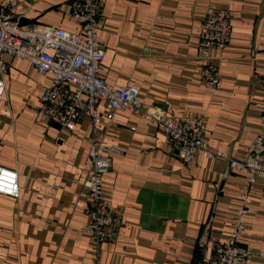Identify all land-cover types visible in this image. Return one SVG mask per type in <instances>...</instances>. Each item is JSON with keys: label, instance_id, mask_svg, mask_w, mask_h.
Returning a JSON list of instances; mask_svg holds the SVG:
<instances>
[{"label": "crops", "instance_id": "obj_1", "mask_svg": "<svg viewBox=\"0 0 264 264\" xmlns=\"http://www.w3.org/2000/svg\"><path fill=\"white\" fill-rule=\"evenodd\" d=\"M5 0H0V4ZM30 24L78 33L70 18L79 0H16ZM108 83L135 86L144 108L200 115L212 151L241 160L259 132L264 77V0H99ZM228 8L232 41L215 59L197 51L207 9ZM34 12L25 14V10ZM24 25V26H26ZM217 65L218 89L201 80ZM0 96V167L18 174L19 198L0 195V264H208L211 239L230 233L244 174L226 159L197 154L186 168L155 123L124 110L100 124L111 154L106 197L121 215L119 233L95 252L81 232L89 205L83 185L92 128L80 111L71 131L39 115V75L27 61L7 58ZM245 207L244 238L264 264V180L256 179Z\"/></svg>", "mask_w": 264, "mask_h": 264}, {"label": "built area", "instance_id": "obj_2", "mask_svg": "<svg viewBox=\"0 0 264 264\" xmlns=\"http://www.w3.org/2000/svg\"><path fill=\"white\" fill-rule=\"evenodd\" d=\"M16 0L0 4V96L5 93L3 75L7 58L27 61L41 76L49 79L41 85L37 115L71 131L78 122L79 112L89 118L91 136L88 145L83 185L86 188V223L81 232L95 252L111 235L119 233L122 220L106 197L103 176L109 171L111 154L123 155L121 148L104 141L100 124L111 123L119 111H130L147 122L155 123L166 135L168 145L178 152L182 164L190 168L197 154L206 160L226 159L231 169L244 174L240 205L234 211L230 233L224 240L211 239L208 264H251L254 253L244 238L245 207L256 179L264 180V77L260 82L262 113L257 135L244 149L241 160L229 159L212 151L205 142V120L200 115H167L159 108H144L140 91L135 86L108 83L103 76L104 49L97 33L104 25L99 0H79L72 4L70 18L79 27L78 33L46 25L18 24ZM34 12L25 10V14ZM232 15L228 8L207 9L198 36L199 56L209 61L232 41ZM201 80L210 88L221 86L217 65L208 64L201 70ZM0 195L19 198L18 174L0 167Z\"/></svg>", "mask_w": 264, "mask_h": 264}, {"label": "water", "instance_id": "obj_3", "mask_svg": "<svg viewBox=\"0 0 264 264\" xmlns=\"http://www.w3.org/2000/svg\"><path fill=\"white\" fill-rule=\"evenodd\" d=\"M26 24H30V21L26 20V19H20L19 21V25L20 26H24ZM53 124V123H52Z\"/></svg>", "mask_w": 264, "mask_h": 264}]
</instances>
